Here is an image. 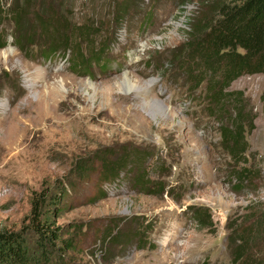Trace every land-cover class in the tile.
Listing matches in <instances>:
<instances>
[{
    "label": "rangeland",
    "instance_id": "1",
    "mask_svg": "<svg viewBox=\"0 0 264 264\" xmlns=\"http://www.w3.org/2000/svg\"><path fill=\"white\" fill-rule=\"evenodd\" d=\"M232 1L0 0V232L42 264H264V74L220 89L186 62L193 26ZM100 156L123 158L115 175Z\"/></svg>",
    "mask_w": 264,
    "mask_h": 264
},
{
    "label": "trees",
    "instance_id": "2",
    "mask_svg": "<svg viewBox=\"0 0 264 264\" xmlns=\"http://www.w3.org/2000/svg\"><path fill=\"white\" fill-rule=\"evenodd\" d=\"M22 15L16 12V17ZM217 18L208 20L206 15L197 21L190 33V58L199 72H207L217 77L221 74V81L212 77L216 87H227L234 79L243 74H264V0H234L230 3H217ZM50 42L47 52L56 50L63 43H70V36L63 34ZM65 29V28H64ZM59 34V31L56 33ZM2 44V43H1ZM216 90V89H215ZM219 91L212 97L220 100ZM231 97L232 95H227ZM242 115L236 118L233 128L224 129L225 143H231L234 153L240 154L244 147L242 140ZM102 167V176L112 177L116 174L119 163L123 158H118L113 163L105 161L104 157H97ZM129 158L125 155L124 159ZM118 161V162H117ZM83 166V167H81ZM79 171L84 173L85 165H77ZM81 167V168H80ZM244 178V177H242ZM43 193L35 194L30 210L29 228L38 236L39 242L46 246L49 241L56 238V232L46 224L39 222V211L44 204ZM22 235L16 232H0V264H42L39 259H33L24 245ZM70 247L73 240H65ZM44 264L49 256L42 251ZM39 261V262H38Z\"/></svg>",
    "mask_w": 264,
    "mask_h": 264
},
{
    "label": "bare ground",
    "instance_id": "3",
    "mask_svg": "<svg viewBox=\"0 0 264 264\" xmlns=\"http://www.w3.org/2000/svg\"><path fill=\"white\" fill-rule=\"evenodd\" d=\"M121 85L126 86L128 91L138 87V90H135L134 92H132V94L137 93V94H144L145 95L149 92V88H150L148 86V84L138 85V83L128 73H126L124 75ZM157 107H160V106L157 105Z\"/></svg>",
    "mask_w": 264,
    "mask_h": 264
}]
</instances>
